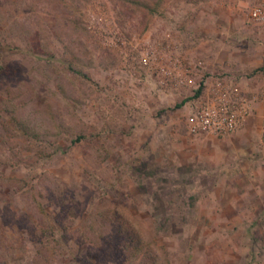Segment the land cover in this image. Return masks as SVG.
I'll return each mask as SVG.
<instances>
[{"label": "rangeland", "instance_id": "1", "mask_svg": "<svg viewBox=\"0 0 264 264\" xmlns=\"http://www.w3.org/2000/svg\"><path fill=\"white\" fill-rule=\"evenodd\" d=\"M258 2L0 0V264H147L118 224L157 264H264ZM223 75L250 115L224 136L191 132Z\"/></svg>", "mask_w": 264, "mask_h": 264}, {"label": "built area", "instance_id": "2", "mask_svg": "<svg viewBox=\"0 0 264 264\" xmlns=\"http://www.w3.org/2000/svg\"><path fill=\"white\" fill-rule=\"evenodd\" d=\"M249 17L254 21L264 20V4L258 2L252 5ZM173 66V78L175 82H180L183 79L175 69L179 67L190 72L196 65L194 61L185 59L182 66L176 65V61H173ZM162 70L167 76L171 74L169 69ZM251 111V99L242 92L235 76H215L205 83L204 92L198 97L195 113L189 121V129L197 134L204 132L224 136L243 125Z\"/></svg>", "mask_w": 264, "mask_h": 264}, {"label": "trees", "instance_id": "3", "mask_svg": "<svg viewBox=\"0 0 264 264\" xmlns=\"http://www.w3.org/2000/svg\"><path fill=\"white\" fill-rule=\"evenodd\" d=\"M75 72L82 73V71L73 69ZM256 70L264 71V63L260 65ZM201 90V85L198 86L194 95H198ZM81 135L76 136L79 139ZM263 138H264V131H263ZM107 216V215H106ZM108 221L114 223L112 219H107ZM125 227L118 224L116 225L114 232L115 238L122 245V251L127 252L128 257L131 259H139L141 262L145 261L147 264H157V255L154 254V251L149 250L151 249L148 246L146 247L147 243L142 242V238L140 234L136 230L128 231L124 229ZM148 248V250L146 249Z\"/></svg>", "mask_w": 264, "mask_h": 264}, {"label": "crops", "instance_id": "4", "mask_svg": "<svg viewBox=\"0 0 264 264\" xmlns=\"http://www.w3.org/2000/svg\"><path fill=\"white\" fill-rule=\"evenodd\" d=\"M208 42L209 41H207V39H205V37H204V56H206L207 54H209V55L210 54H216L217 49H218L217 44L215 46H213L212 44L210 45Z\"/></svg>", "mask_w": 264, "mask_h": 264}]
</instances>
